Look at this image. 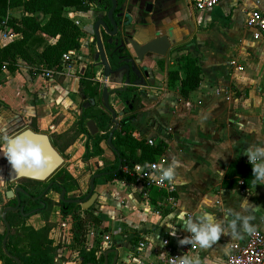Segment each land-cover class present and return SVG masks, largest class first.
Wrapping results in <instances>:
<instances>
[{
	"label": "crops",
	"instance_id": "1",
	"mask_svg": "<svg viewBox=\"0 0 264 264\" xmlns=\"http://www.w3.org/2000/svg\"><path fill=\"white\" fill-rule=\"evenodd\" d=\"M145 1L129 0L127 14L145 8L149 16H154L151 19L155 26L172 33L174 44L180 45L183 37L188 36L191 40L189 52L180 51L177 57L190 54L198 59L202 69L199 88L184 98L167 84V71L176 65L175 59L169 60L168 70L164 59L158 63L145 61L150 74L148 86L131 96L138 107L133 136L166 143L163 168L173 160L179 162L171 182L179 208L174 211L159 209L151 200H143L130 183L99 178L95 182L98 208L94 210L102 224L97 227L100 236L91 242V250L97 242L104 243V236H108L110 241L106 242V249L112 247L119 251L120 264H138L134 256L140 244H145L144 264L168 253L198 256L211 264H223L232 252L231 246L246 242L249 233L243 230L239 219L235 228L239 237L229 229V221L235 219V214L251 217L249 225L264 232V184H256L250 190L243 189V179H239V187L234 189L224 190L221 185L232 162L247 160L243 154L245 149L250 145H264V38L255 39L254 31L245 26L250 12L264 13V0H225L221 3L224 7L219 4L213 8L225 12L221 18L211 17L213 9L208 10L209 15L199 14L189 0H161L156 7ZM70 13H74L72 18L85 16L90 21L88 26L93 21L90 11ZM10 16L20 18L21 14L15 12ZM139 22L138 32H132L138 38L149 29V25H142L144 20ZM15 35L12 40L21 37ZM44 38L49 44L56 41ZM82 57L87 59L85 54L76 58ZM233 59L242 71L231 66ZM161 62L163 68L159 65ZM72 80L70 77L64 79L63 84L48 83L32 75L29 66L22 61L14 73L4 69L0 73V135L35 118L34 131L46 133L49 127L55 129L51 123L54 117L48 109L62 104V107L71 105L77 109V104L82 102L79 83L73 94L66 89ZM100 83H103L101 79ZM216 88L230 90L231 100L216 95ZM2 157L0 153V166ZM58 194L51 190L48 195ZM244 199L248 203L242 208ZM202 211L212 213L226 232L207 249L194 242L180 244L182 238L191 235L182 226L180 213H186L185 218L187 215L194 218ZM38 217L42 214L26 219L33 221ZM5 231L0 227V234ZM114 257L112 254L110 260ZM0 264H5L2 254Z\"/></svg>",
	"mask_w": 264,
	"mask_h": 264
},
{
	"label": "trees",
	"instance_id": "2",
	"mask_svg": "<svg viewBox=\"0 0 264 264\" xmlns=\"http://www.w3.org/2000/svg\"><path fill=\"white\" fill-rule=\"evenodd\" d=\"M106 2L109 3L110 1L106 0ZM89 10L90 4L86 0H0V23L7 19L5 27L11 28L15 34L21 35L19 39L11 40L0 47V73L4 69L12 73L16 72L20 66V61L29 66L32 75L36 73L34 69L42 64H45L48 68L56 67L60 64L64 53L80 48V40L83 37L80 27L68 18L65 13L70 11L87 12ZM15 12L21 14L20 18L10 16ZM39 15L46 17L47 20H40L38 18ZM3 29L4 27L1 28V30ZM45 36L56 38V41L51 44L46 43ZM104 48L109 61L114 64L116 59L109 51L110 44L106 43V41H104ZM175 60L176 65L167 72V84L170 89L178 90L180 95L186 98L199 88L202 81V69L198 64V59L190 56V54L177 57ZM159 65L162 68L164 67L162 62ZM91 77L86 70V73L79 81L80 91L89 99L90 106L83 111L78 127L75 130V135L72 137L65 136L67 139V146L65 147L73 145L81 135L87 136L89 142L85 147L84 162L104 156L105 149L103 144L105 143L106 145V140L112 131L109 127L111 119L107 118L105 113L99 112L96 106L93 107L91 105V100H95L99 96L101 87L100 82ZM114 93H117L122 100H129L132 110L130 114L120 120L118 129L114 133L112 145L118 154L112 151L114 154L113 162L103 169H99L95 174H100V178H104L107 181L120 180L131 184L134 178L130 174V170L138 164L146 165L157 162L164 155L167 145L165 142L150 145L147 138L140 136L135 138L133 136L135 132L133 122L137 116V113H135L137 106H135L136 99L131 96L135 93V88H128L127 91L116 90ZM88 120L96 122L99 128L97 135L93 136L89 133L86 126ZM63 140L64 136H55L54 141H52L54 147H58L59 150L64 149V147L58 146V143ZM120 163L122 168L119 170ZM125 168L129 172H126ZM239 179H243V189L250 190L256 185L253 183L252 169L248 160L234 161L229 165L226 177L221 184L222 188L230 190L239 187ZM51 182L58 184L52 190L59 194H61L62 188L66 190V199H70L67 195L79 190L80 187L78 179L65 170H59L52 177ZM18 184L19 187H22L29 194V197L21 195L25 212L40 208L39 200L34 201L31 197L37 198L40 196L48 186V183L22 179ZM172 196L176 195L172 194ZM45 197L43 201L46 207L41 210L40 214L44 217L46 224L39 229L22 224L19 230H16L14 218L23 219V217L19 212H9L7 214V221L11 226L7 249L12 256L20 259L21 264H58L55 262L57 247L53 246V240L49 238L50 229L47 227L53 204ZM165 197H167V193L164 191L154 190L150 194L151 202L159 209V204ZM16 203V199H12L11 206H15ZM29 204L32 207L29 208ZM57 205L60 208L61 216L70 217L73 221L72 241L75 246L79 247V258L82 260V264L104 263L102 257L98 259L95 255L99 250V242H97V246L93 250H88L87 248V233L90 226L97 228L102 224V220L95 214L94 208L92 207L85 211L82 209L78 210L81 206L67 204L60 200ZM21 232L23 234H20ZM5 234L6 231L4 234H0V249H2V241ZM19 245L25 246L27 250L20 251ZM2 255L5 264H16L4 252Z\"/></svg>",
	"mask_w": 264,
	"mask_h": 264
},
{
	"label": "water",
	"instance_id": "3",
	"mask_svg": "<svg viewBox=\"0 0 264 264\" xmlns=\"http://www.w3.org/2000/svg\"><path fill=\"white\" fill-rule=\"evenodd\" d=\"M103 1L105 2L106 0L93 1L89 11L92 12L93 18L97 19V22L94 25L97 40V52L94 58L96 61H99L96 65L101 66L103 69V77L106 85L103 87L102 96L106 110L110 111L112 114V122L114 124V127L106 140V146H108L111 151L118 154L117 150L113 147L112 142L114 139V133L117 131L119 123L117 113L109 106L110 92L108 90V83L111 85H123V91H127L128 88H135L136 90L137 88L147 87L150 80V74L148 72L149 67L144 64L145 61L158 63L160 59H164L165 68L168 70L170 54L174 48V42L176 40L172 37L171 32L168 31L165 33L163 29L152 23L154 16H149V13L145 10V8H138L135 13L131 12L127 14L129 20L125 23V25H123L126 27L124 35L127 39V43H125L122 38L121 47H124V49L122 51H118L117 49L110 51L116 59L115 63L112 64L107 57L106 50L104 48V41L101 39L99 29L102 27L105 30L106 34L110 36L109 44H113V37L117 35L120 25L116 19L125 16L123 9L128 5L129 0H109L110 7L103 6ZM160 1L161 0H146L145 3L156 7ZM117 10H119V14H116ZM141 20H144V22L142 23ZM138 21H140L139 23H142V25H149V29L144 31L139 38L128 30V26L130 27V24H137ZM139 29L140 28L136 26L134 32H138ZM114 44L117 45L118 41H115ZM171 55L172 58H175L178 53L173 52ZM91 103H94V100H91ZM126 103H129V101ZM86 126L91 135L94 136L99 133V128L94 120H88ZM23 132L34 142L40 145L47 164L46 167L42 169H23L20 172H16L11 169V166L8 163V181L9 183H18L22 179H27L32 181L47 182L48 186L40 196L37 198L31 197L34 201H40L44 196H47L48 193L51 192L54 186H58L57 183L51 182L50 180L64 164V158L54 147L52 139L48 134L36 132L31 128L25 129ZM121 168L122 166L120 163L119 170ZM100 177V174H94L92 176L89 183V192L84 198L66 199V190L62 188L59 200L67 204L80 205L83 211L92 207L98 208V204L96 202L99 198V194L95 190V182ZM21 195L29 197V194L19 186L15 187L13 190L7 191L6 197L8 199H16L17 203L15 206L6 207L2 212V222L6 228V234L2 241V248L5 254L12 258L16 264H21L20 259L16 256H12L7 249V241L11 234V226L7 221V214L9 212H19L20 215L26 219L35 214H40L41 210L46 207L44 202H40L42 209L25 212V209L22 206ZM112 254H115V257L111 264H120L119 251L112 247H108L102 252L101 257L104 259V264H109L110 256ZM82 263V260H78L77 262V264Z\"/></svg>",
	"mask_w": 264,
	"mask_h": 264
},
{
	"label": "rangeland",
	"instance_id": "4",
	"mask_svg": "<svg viewBox=\"0 0 264 264\" xmlns=\"http://www.w3.org/2000/svg\"><path fill=\"white\" fill-rule=\"evenodd\" d=\"M221 7H224V3L220 5ZM71 12V11H70ZM70 12H66L65 15L68 17ZM199 14H205L207 15L208 11H200ZM223 11H218L217 9H213L211 17L213 18H221L224 16ZM209 15V14H208ZM72 17V16H71ZM38 18L40 20H47L46 17L39 15ZM77 20L79 22V27L83 32V37L80 40V48L78 50H75L76 57H79L80 55L85 54L87 59L85 57H82L81 59H77V61L72 64V66L69 68L70 70L66 72V75L61 77L57 82L63 84L64 79L72 78V81H69L66 85V89L69 94H73L76 92L77 84L80 81V78L86 73L85 72V66L87 67V71L89 74L95 78V80L100 82V79L103 81L100 87L99 96L94 100L96 109L99 112H103L106 114L107 118L111 119V114L109 111L105 109L103 96H102V90L103 87L106 85L105 79L103 77V69L101 66H93L91 61V56L95 52V48L91 45L92 41V32L90 30L89 20L85 16H77L76 18L73 16L71 20ZM56 39V38H55ZM108 90L110 92L109 94V106L116 112H123L127 110V106L123 104V100L121 97L114 93L116 90H123V86L120 85H111L108 83ZM137 94H139L141 91L140 88H137ZM80 91V89H79ZM82 94V102L77 104V109L74 108V106L71 105H62L53 107L51 109H48L47 112L50 111L51 116L54 118L52 119L51 123L55 126V129L48 128L45 132L48 134L52 141H54L55 136L61 135L64 136V140L62 142L58 143L59 147H64V149L59 150L58 147L56 149L58 152L62 155L64 158V164L61 166L60 170L67 171L71 176L78 179L79 182V190L74 191L67 196L72 198H79L81 199L83 196L87 195L89 192V183L92 178V176L99 170L103 169L107 165H109L112 160L114 159L113 154L111 151H109V148L103 144V147L105 148V155L101 158H92L88 162H84V154L86 152V144L89 142L87 136L81 135L78 137L73 145L70 147L67 146V139L65 136L72 137L76 133V126L75 122H77V119L81 118L82 110L80 106H87L89 104V99H87L83 93ZM143 107V106H142ZM138 109V107H137ZM120 117H118V120ZM37 119H32L30 121L22 122L20 125L14 127L10 131H8L7 134L11 135L18 131H23L28 128H36ZM110 123V122H109ZM66 144V145H65ZM107 154V155H106ZM18 183H9L8 181V162L6 158L2 157V165L0 166V227L4 228V224L2 222V212L6 207L11 206L12 199H8L6 197V192L9 190H13L16 186H18ZM31 187V185H29ZM59 194L56 196H49L47 195L45 199H48L53 204V209L49 217V223H47V227L50 229L49 238L53 240V246L57 247V254L56 259L58 260V264H67V263H77L79 258V247L75 246L72 241V219L70 217H62L60 212V208L57 205ZM29 208L32 207L31 204L28 205ZM80 207V205H79ZM81 210V207L80 209ZM53 211H56L53 213ZM59 211V212H58ZM37 215V214H35ZM33 215V216H35ZM33 216L29 217L32 218ZM28 218V219H29ZM28 219H19L18 217L14 218V225L17 228L16 230H19L22 224H26L27 226L36 227L38 228L40 225L45 226V220L44 217H38L37 219L33 221H28ZM42 226V227H43ZM90 228H92L90 226ZM20 234H23L21 232ZM0 257L1 254H3V250L0 249ZM19 250L24 251L27 250V248L23 245H19ZM2 259L3 255H2Z\"/></svg>",
	"mask_w": 264,
	"mask_h": 264
},
{
	"label": "built area",
	"instance_id": "5",
	"mask_svg": "<svg viewBox=\"0 0 264 264\" xmlns=\"http://www.w3.org/2000/svg\"><path fill=\"white\" fill-rule=\"evenodd\" d=\"M225 0H189L191 6L197 11H208ZM72 12V11H71ZM74 13H69L71 17ZM69 18V17H68ZM72 19V17L70 18ZM7 19L3 20L0 23V47L11 41L16 37L14 31L11 28L5 27ZM76 25L79 23L76 21ZM245 26L249 30L254 31V38L261 39L264 38V13L259 10H254L247 15ZM4 27L3 30L1 28ZM76 62L75 51H69L62 55L61 62L54 68H48L45 64H42L35 68V76H39L44 81L48 83H55L61 77L66 75V72L69 71L72 64ZM232 67L237 68L239 71H242L243 68L238 66V62L233 59L230 62ZM216 95H223L227 101H230L232 98L231 92L228 89H215ZM148 143L150 145L156 144L154 139H149ZM163 165V159H159L157 162L141 165H136L130 174L133 176L134 181L131 185L137 190L140 197L145 201H150V194L154 190L164 191L167 193V197L160 202V209L168 208L172 211L179 208L178 200L176 196H172L174 190L172 184L167 179L161 180V169ZM126 172H129L127 168L124 169ZM243 185V182H242ZM220 204V202L218 203ZM189 216V215H187ZM192 216V215H190ZM99 228H90L87 233V248L91 250V242L95 241L100 236ZM110 238L104 236V243L100 245L99 251L96 252V257L99 259L102 255V252L106 249V242H109ZM167 242H165L166 244ZM232 252L226 257L223 264H264V232L259 229H254V231L248 233L246 242L243 244H233ZM145 249V244H140L136 248V255L134 260L138 264H144L143 262V250ZM181 254L177 253H168L160 255L157 261H148L146 264H177Z\"/></svg>",
	"mask_w": 264,
	"mask_h": 264
},
{
	"label": "clouds",
	"instance_id": "6",
	"mask_svg": "<svg viewBox=\"0 0 264 264\" xmlns=\"http://www.w3.org/2000/svg\"><path fill=\"white\" fill-rule=\"evenodd\" d=\"M0 153L6 158L11 169L20 172L23 169H42L46 167L47 161L43 155L39 144L34 142L23 131L15 132L11 135H0ZM243 154L247 157L248 163L252 169V179L254 184H264V145H250ZM178 161L173 160L168 167L161 169V180L167 179L172 182L175 176V168ZM248 201L243 200L241 207H245ZM186 213H180V220L184 229L191 233L190 236L182 238L180 244H192L193 242L202 249H207L210 245L216 242L222 233L226 230L222 227L220 221H215V217L210 212H200L192 216H187ZM251 217H241L238 213L235 214V219L229 221L228 227L233 233L235 232L236 221H242V228L245 232H252L254 228L249 225L248 220ZM177 264H211L209 261H202L200 257H191L188 255L181 256ZM219 264V262H217Z\"/></svg>",
	"mask_w": 264,
	"mask_h": 264
},
{
	"label": "flooded vegetation",
	"instance_id": "7",
	"mask_svg": "<svg viewBox=\"0 0 264 264\" xmlns=\"http://www.w3.org/2000/svg\"><path fill=\"white\" fill-rule=\"evenodd\" d=\"M86 1H88L89 2V4H90V6H91V3L93 2V1H95V0H86ZM103 6H109L110 7V2L109 3H107L106 1L104 2L103 1ZM120 6H122V5H120ZM127 7L128 6H126L123 10H124V12H125V16L124 17H122V18H118V19H116L117 20V22H119L120 23V25H119V31H118V33H117V35L116 36H114L113 37V44H110V48H109V51H114L115 49H117L118 51H122L123 49H124V47H121V42H122V38H123V40L125 41V43H127V39H126V37H125V29H126V27H124L123 25H125V23H127L128 22V20H129V18H128V16H127ZM116 14H119V10H117L116 11ZM97 22V19H94L93 18V21H92V23H91V25H90V30H91V32H92V41H91V45L95 48V52L93 53V55L91 56V61H90V63L93 65V66H96V67H98V65H96L99 61H96L95 60V54H96V52H97V40H96V36H95V31H94V25H95V23ZM122 22V23H121ZM122 24V25H121ZM136 25H138V24H134V25H131L130 24V27L128 26V30H130V32H134V29H135V27H136ZM111 30H112V28H111ZM99 32H100V36H101V39L103 40V41H106V43H109V40H110V36H108L107 34H106V32H105V30L102 28V27H100V29H99ZM115 41H118V44L117 45H115L114 44V42ZM190 43H191V40L189 39V37L188 36H184L183 37V40H182V42H181V44L179 45V44H175L174 45V48H173V50H172V52H171V54H173V52H180V51H185V52H189V50H190V48H191V45H190ZM170 54V59L169 60H173V59H176V57L175 58H172V55ZM121 86H123V85H121ZM138 90L136 89L135 90V92H137ZM139 92H141V91H139ZM135 94V93H134ZM137 94V93H136ZM142 94V93H141ZM135 96V95H134ZM127 101H129V100H123V104L125 105V106H127V110L126 111H123V112H118L117 113V117H120V119L118 120V123L120 122V120L122 119V118H124L125 116H127L128 114H130V110L132 109V106L131 105H129V103H126ZM91 105L93 106V107H95V102L94 103H91ZM90 106V104H87V106H80V108H81V110H82V113H83V111L86 109L85 107H89ZM104 106H105V104H104ZM106 109V108H105ZM108 111V110H107ZM109 113L111 114V112L109 111ZM82 115V114H81ZM79 121H80V118L79 119H77V122H75V126H76V129H77V127H78V123H79ZM109 127L111 128V129H113V127H114V124H113V122H112V114H111V122H110V125H109ZM31 129H33V128H31ZM34 130V129H33ZM27 180V179H26ZM52 180V179H51ZM50 180V181H51ZM49 194V193H48ZM45 197V196H44ZM43 197V198H44ZM43 198L40 200V201H38V203L40 204V202H44L43 201ZM41 205V204H40ZM41 207H42V205H41ZM37 208V209H42V208ZM112 261L113 260H110V262H109V264H111L112 263ZM55 262L56 263H58V260L57 259H55ZM102 264H104V263H102Z\"/></svg>",
	"mask_w": 264,
	"mask_h": 264
}]
</instances>
